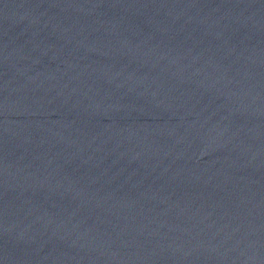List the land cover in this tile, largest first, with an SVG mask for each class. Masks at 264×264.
<instances>
[{
    "label": "water",
    "instance_id": "95a60500",
    "mask_svg": "<svg viewBox=\"0 0 264 264\" xmlns=\"http://www.w3.org/2000/svg\"><path fill=\"white\" fill-rule=\"evenodd\" d=\"M0 264H264V0H0Z\"/></svg>",
    "mask_w": 264,
    "mask_h": 264
}]
</instances>
